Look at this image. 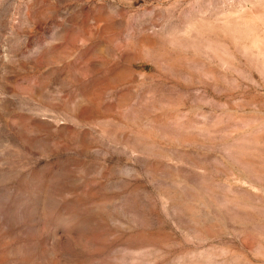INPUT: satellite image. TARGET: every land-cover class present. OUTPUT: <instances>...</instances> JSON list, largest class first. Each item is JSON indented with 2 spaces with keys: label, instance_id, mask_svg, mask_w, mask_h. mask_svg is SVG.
<instances>
[{
  "label": "rangeland",
  "instance_id": "rangeland-1",
  "mask_svg": "<svg viewBox=\"0 0 264 264\" xmlns=\"http://www.w3.org/2000/svg\"><path fill=\"white\" fill-rule=\"evenodd\" d=\"M0 264H264V0H0Z\"/></svg>",
  "mask_w": 264,
  "mask_h": 264
}]
</instances>
